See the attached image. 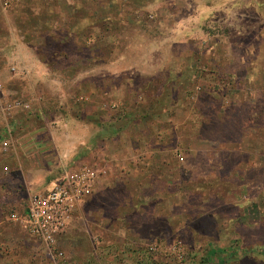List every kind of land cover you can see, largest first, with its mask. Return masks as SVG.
<instances>
[{
	"label": "rangeland",
	"instance_id": "rangeland-1",
	"mask_svg": "<svg viewBox=\"0 0 264 264\" xmlns=\"http://www.w3.org/2000/svg\"><path fill=\"white\" fill-rule=\"evenodd\" d=\"M31 3L38 9H30ZM20 11L28 18L32 14L48 21L61 18L58 25L51 22L49 35L55 30L80 35L65 48H81L84 55L93 50L98 55L96 63L115 59L128 46V64L166 67L159 76L169 87L159 89V102L170 104L174 98L176 128L164 151L149 158L168 163L171 171L173 187L169 189L176 206L173 243L166 248L146 245L137 250L143 259L135 264H234L240 258L247 264H264V0H20L8 10L0 8V36L2 20ZM20 29L25 36L37 33L32 24L22 23ZM89 35L93 43L87 44L82 38ZM54 41L46 40L47 49L57 48ZM9 67L7 75L13 78ZM185 67L195 75L192 82L197 81L194 85L200 89L192 90L193 84L183 75ZM194 91L201 97L200 112L207 116L203 125L214 132L204 148H198L195 136L190 141L195 148H185L189 139L183 116L185 110L193 109L195 98L190 100L189 94ZM150 92L141 91L146 103ZM232 142L236 149L228 146ZM176 154L182 162L175 159ZM208 162L214 164L211 173ZM72 168L70 163L58 169L55 177ZM161 172L151 169L148 175L161 174L162 184ZM118 190L119 186H111L98 205L85 200L80 209L100 207L110 217L119 203L112 196ZM105 235L114 238L112 232ZM56 249L62 261H52L40 245L29 264H111L110 253L136 251L102 250L86 229L63 233ZM130 258L121 260L131 262Z\"/></svg>",
	"mask_w": 264,
	"mask_h": 264
},
{
	"label": "crops",
	"instance_id": "crops-1",
	"mask_svg": "<svg viewBox=\"0 0 264 264\" xmlns=\"http://www.w3.org/2000/svg\"><path fill=\"white\" fill-rule=\"evenodd\" d=\"M29 8L35 10L38 5L34 3ZM48 20L34 14L28 18L26 12L20 11L1 24L0 79L9 94L29 102L30 110L9 115L0 112V264L31 262V254L41 244L8 217L20 211L28 192L44 189L58 174L57 170L70 163L74 167L92 164L104 172L85 199L86 204L98 205L114 185L119 190L112 196L119 203L110 217L100 207L82 211V203L64 235L72 229H86L95 246L102 250H136L132 255L110 253L109 259L114 262L111 264H125L128 261L121 258L130 256L132 263H140L142 253L137 250L155 244L166 248L173 243L171 223L176 206L169 189L173 187L171 171L168 163L149 158L152 153L164 151L176 128L174 98L170 104L159 102V89L168 83L160 80L159 74L166 67L128 64V46L115 59L96 63L98 55L93 50L84 55L81 48H65L68 43L73 46L80 35L70 30H55L49 35L52 23L58 25L61 18ZM22 23L34 25L37 33L25 36L20 29ZM47 39L55 40L57 48L47 49ZM82 40L93 43L90 35ZM9 65L17 71L13 78L7 75ZM186 69L183 75L188 77L190 86L193 84L192 90L200 89L194 85L197 81L192 82L195 75L188 74ZM132 75L141 81L134 80ZM217 86L224 89L221 83ZM147 89H151V100L146 103L141 91ZM198 95V91L189 94L190 100L195 98L193 109L184 111L183 128L189 139L185 148H195L190 143L194 136L198 148H204L203 144H210L208 138L214 133L203 125L207 116L197 106L201 99ZM219 99L225 98L219 95ZM249 101L252 99L247 105ZM2 143L6 144L4 148ZM213 166L206 163L210 173ZM2 167L7 171L3 172ZM151 169L162 171V184L161 174L148 175ZM84 212L87 221L83 220ZM109 232L113 239L105 235ZM244 259H237L234 264H247Z\"/></svg>",
	"mask_w": 264,
	"mask_h": 264
},
{
	"label": "built area",
	"instance_id": "built-area-1",
	"mask_svg": "<svg viewBox=\"0 0 264 264\" xmlns=\"http://www.w3.org/2000/svg\"><path fill=\"white\" fill-rule=\"evenodd\" d=\"M19 2L0 0V8L5 11ZM8 71L13 75L17 73L14 66H10ZM29 110V102L13 97L0 82L1 113L9 115L10 112ZM1 146L4 148L6 144ZM175 159L182 162L180 154H176ZM2 171L6 172L7 168L2 167ZM102 173V170L87 163L62 170L44 189L28 192L20 211L8 218L18 222L27 236L41 244L52 261H62L63 255L57 251L56 242L70 225L79 206L91 195Z\"/></svg>",
	"mask_w": 264,
	"mask_h": 264
}]
</instances>
